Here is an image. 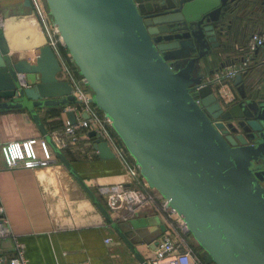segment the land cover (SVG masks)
Returning <instances> with one entry per match:
<instances>
[{"label":"water","instance_id":"95a60500","mask_svg":"<svg viewBox=\"0 0 264 264\" xmlns=\"http://www.w3.org/2000/svg\"><path fill=\"white\" fill-rule=\"evenodd\" d=\"M44 1L90 102L197 246L214 264H264V52L256 64L262 67L260 89L252 91L256 97H247L245 89L252 68L231 81L240 99L235 104H220L212 80L235 62L223 59L236 50L231 38L240 34V25L233 31L234 20L258 0ZM24 5L31 7L30 0ZM24 32L25 58L17 60L14 40ZM261 50L264 43L254 54ZM60 71L36 21L9 31L0 26V111H28L118 237L148 264L135 247L154 240L146 219L114 221L37 115V108L80 102ZM65 116L76 123L72 111ZM212 118L237 121L233 135H224L223 123ZM87 135L100 157H112L106 141L93 131Z\"/></svg>","mask_w":264,"mask_h":264},{"label":"crops","instance_id":"0c3cea01","mask_svg":"<svg viewBox=\"0 0 264 264\" xmlns=\"http://www.w3.org/2000/svg\"><path fill=\"white\" fill-rule=\"evenodd\" d=\"M30 4L31 7H27L24 0H0V26L4 31H9L19 23L36 21L46 39L45 26L52 23V20L48 18L45 1L30 0ZM31 11L35 17L31 16ZM28 38L29 34L24 32L14 40L17 51L13 55L17 60L25 58L24 43ZM245 42L238 41L236 46L241 47ZM263 52H259L258 58ZM239 56L232 52L223 59L228 63L236 62L241 58ZM58 77L64 79L61 74ZM221 89L236 95L231 81L213 87L216 96ZM36 112L48 135L63 134L68 120L62 111L58 118L50 114L48 107L37 108ZM108 131L107 144L112 157H100L87 135H82L76 143H68L60 149L92 191L101 184L124 182L129 185L131 171L136 168L119 138L111 128ZM32 138L37 140L34 144L37 158L42 159L43 153L38 141L44 139V136L28 111H0V208L8 229L22 246L27 264L84 261L89 264H141L52 149L51 161L45 166L25 168L21 165H6L1 146L11 141L23 142ZM110 216L118 223L123 222L116 213H110ZM135 217L146 219V232L150 230L149 237L154 239L150 244L141 242L135 245L136 250L147 260L153 256L154 243L171 233L152 205L143 206ZM161 227H165V230ZM106 239L109 241L106 242ZM190 244L194 246L191 239ZM14 253L13 240L10 237L1 239L0 259L9 258Z\"/></svg>","mask_w":264,"mask_h":264},{"label":"built area","instance_id":"2783aa9c","mask_svg":"<svg viewBox=\"0 0 264 264\" xmlns=\"http://www.w3.org/2000/svg\"><path fill=\"white\" fill-rule=\"evenodd\" d=\"M45 33L47 44L59 62L60 74L70 83L75 99L80 100L79 103L63 106L62 109L63 115L72 111L76 123L70 124L67 121L63 134H52L50 135L51 140L58 149H63L68 143H76L82 135L86 136L87 132L93 131L100 140L107 142L109 139L108 130L111 128L109 121L103 114H98L97 107L90 102L91 93L86 89L85 80L72 66L71 59L62 55L64 45L56 26L49 23L45 26ZM263 43L264 31L252 33L245 47L241 49L242 56L240 59L242 61L239 59L222 71L217 72L212 77L213 87H220L226 81H232L237 74L247 72L253 62L262 61V56L258 58L254 51ZM23 85L25 86V84ZM235 96L221 89L216 97L223 105H228L234 102ZM36 142L37 140L32 138L23 142L11 141L2 145L1 152L6 165L8 167L21 165L25 168H33L49 164L52 157L50 146L45 139L38 141L43 153V158L39 159L34 150ZM96 191L103 198L106 210L109 213H116L122 221L134 218L139 209L145 205L155 207L157 214L164 220L171 234L157 241L153 256L146 260L148 264H206L197 256L194 247L190 244L191 235L183 221L168 205L167 201L156 190L148 186L136 168L131 171L129 185L124 182L101 184L96 187ZM5 237H10L13 240L15 253L9 258L0 259V263L27 264L22 246L8 229L6 219L2 216L0 208V240ZM105 241L108 242L109 239ZM65 264L89 263L84 261Z\"/></svg>","mask_w":264,"mask_h":264},{"label":"flooded vegetation","instance_id":"af4514ba","mask_svg":"<svg viewBox=\"0 0 264 264\" xmlns=\"http://www.w3.org/2000/svg\"><path fill=\"white\" fill-rule=\"evenodd\" d=\"M260 2L261 0H258L256 4L249 3L248 7L241 12L239 16L240 19L237 18L236 20H234L233 31L234 28H236V24L237 26L240 25L239 27L240 34L236 36L235 34H232V38H231V41H233V45L236 47V50L234 52L237 53L238 56L239 54L240 56H242L241 49L245 47V45L247 44L249 37L252 35L251 32H253L254 30H255L254 32L264 30V4L261 5ZM238 41H246V42L241 47H238L236 46ZM257 63L258 62L255 61L250 65L249 68L250 69L252 68L251 76L247 79L245 83L246 95L249 98L256 97L257 96L256 92L255 91L252 92V91L253 90L257 91L258 89H260L259 84L262 79L261 77L262 67H257L256 66ZM211 67L215 68V64H212ZM239 100L240 99L236 94L234 102H232L231 104L238 103ZM220 104L223 105L221 102ZM212 120L214 122L220 121L221 123H223L224 126L222 127L221 131L224 135H233L231 130L232 128H234V126L235 127L237 126L236 125L237 121L221 120L220 118H216V119L212 118Z\"/></svg>","mask_w":264,"mask_h":264},{"label":"trees","instance_id":"16d2710c","mask_svg":"<svg viewBox=\"0 0 264 264\" xmlns=\"http://www.w3.org/2000/svg\"><path fill=\"white\" fill-rule=\"evenodd\" d=\"M62 51H63V54H65L66 56L68 55V52H67V50L65 49V47L62 49ZM74 65V64H73ZM75 67V66H74ZM75 69H76V67H75ZM78 73V72H77ZM48 109H49V111H50V114L52 115V116H55V117H59V115H60V112L62 111V109H63V107L62 106H53V107H48ZM98 109V108H97ZM98 111L99 112H101L102 113V111L100 110V109H98ZM58 120V119H57ZM60 120V119H59ZM60 122V121H59ZM81 132V131H80ZM112 132L116 135V133L112 130ZM87 134H88V132H87ZM117 136V135H116ZM118 137V136H117ZM120 140V139H119ZM121 142V141H120ZM122 143V142H121ZM123 145V144H122ZM126 150V149H125ZM127 152V151H126ZM65 156V155H64ZM131 158V157H130ZM132 159V158H131ZM133 160V159H132ZM93 193L95 194V196L97 197V199L105 206V203H104V200H103V198L99 195V193L95 190V189H93ZM194 247V250H195V252H196V254H197V256L202 260V261H204L206 264H214L211 260H210V258H209V256L202 250V249H200L198 246L197 247H195V246H193Z\"/></svg>","mask_w":264,"mask_h":264},{"label":"rangeland","instance_id":"374dc122","mask_svg":"<svg viewBox=\"0 0 264 264\" xmlns=\"http://www.w3.org/2000/svg\"><path fill=\"white\" fill-rule=\"evenodd\" d=\"M48 18L51 19L50 15H48ZM65 55V54H64ZM66 56V55H65ZM67 57L70 59L69 55H67ZM72 63V62H71ZM72 66L74 67L73 63H72ZM75 69V67H74ZM77 71V69H75ZM154 190V189H153ZM111 213V212H110ZM112 215H114V213H111ZM190 239L193 241V245L195 247H197V244L195 243L194 239L192 237H190Z\"/></svg>","mask_w":264,"mask_h":264}]
</instances>
